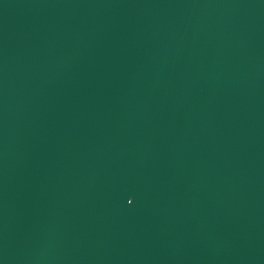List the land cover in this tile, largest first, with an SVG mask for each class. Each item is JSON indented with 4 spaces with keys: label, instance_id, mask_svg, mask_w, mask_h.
Wrapping results in <instances>:
<instances>
[{
    "label": "water",
    "instance_id": "1",
    "mask_svg": "<svg viewBox=\"0 0 264 264\" xmlns=\"http://www.w3.org/2000/svg\"><path fill=\"white\" fill-rule=\"evenodd\" d=\"M0 264H264V0H0Z\"/></svg>",
    "mask_w": 264,
    "mask_h": 264
}]
</instances>
